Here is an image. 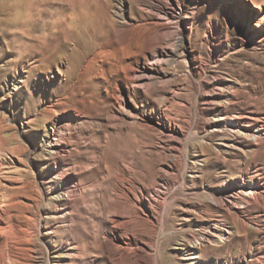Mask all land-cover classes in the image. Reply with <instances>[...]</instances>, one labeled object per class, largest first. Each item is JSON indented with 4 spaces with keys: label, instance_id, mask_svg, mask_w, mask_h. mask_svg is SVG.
<instances>
[{
    "label": "rangeland",
    "instance_id": "1",
    "mask_svg": "<svg viewBox=\"0 0 264 264\" xmlns=\"http://www.w3.org/2000/svg\"><path fill=\"white\" fill-rule=\"evenodd\" d=\"M0 136V264H264V0H0Z\"/></svg>",
    "mask_w": 264,
    "mask_h": 264
},
{
    "label": "bare ground",
    "instance_id": "2",
    "mask_svg": "<svg viewBox=\"0 0 264 264\" xmlns=\"http://www.w3.org/2000/svg\"><path fill=\"white\" fill-rule=\"evenodd\" d=\"M227 104L228 103L226 101L225 102L222 101L218 105L217 108L222 107L224 109H227V107H226ZM245 118L246 119H252V118H249V117H240V116L233 115L231 117V120H238V122L235 124L236 127L230 128L231 129L230 132L231 133H234V136H236V137L243 138L245 140H251V141H254V142H258L259 140H261L260 139L261 134L257 130H253L252 129V125L250 123H248L246 121H243ZM245 128H248V129H245ZM249 128H251V129H249ZM3 138L0 136V142H1V147L0 148L1 149L3 148L4 143H5V140ZM44 152L46 154H48L50 156V158H52L51 155L58 153L56 151V149L54 150L53 148H51L50 152H49L48 149H46ZM236 193H238V194H234V195H237L236 198H238V195L241 194L240 198L242 197V199H246V198H248V199H254L256 197V195L258 194V192H256V191H253V190H245V189L237 190ZM231 202H233V204H234L235 200L232 199ZM201 251H202V246H195L194 245L189 250L190 255H192V256H190L191 257L190 259H194L195 257L197 258L196 253L197 252H201Z\"/></svg>",
    "mask_w": 264,
    "mask_h": 264
}]
</instances>
